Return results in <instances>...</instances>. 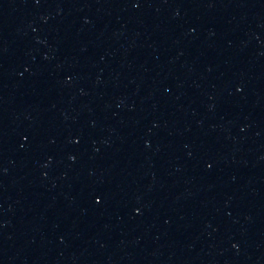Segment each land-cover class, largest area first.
Here are the masks:
<instances>
[{
  "label": "water",
  "instance_id": "obj_1",
  "mask_svg": "<svg viewBox=\"0 0 264 264\" xmlns=\"http://www.w3.org/2000/svg\"><path fill=\"white\" fill-rule=\"evenodd\" d=\"M0 264H264V0H0Z\"/></svg>",
  "mask_w": 264,
  "mask_h": 264
}]
</instances>
